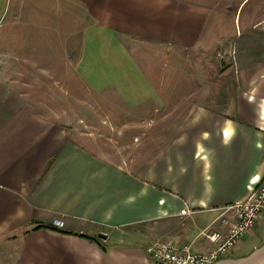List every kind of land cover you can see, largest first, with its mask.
I'll list each match as a JSON object with an SVG mask.
<instances>
[{
    "label": "crops",
    "instance_id": "1",
    "mask_svg": "<svg viewBox=\"0 0 264 264\" xmlns=\"http://www.w3.org/2000/svg\"><path fill=\"white\" fill-rule=\"evenodd\" d=\"M7 1L0 0V21ZM45 1L46 15L59 10V18H69L77 6L90 19L79 38L80 80L64 84L74 98L62 99L73 112L56 111L50 105L59 84L24 81L23 74L39 68L19 62L22 51L0 45V264H165L145 251L159 239L211 250L204 232L225 234L235 216L229 206L264 181V73L246 92L212 97L177 116L152 157L149 121L167 113H149L140 127L135 122L145 113L87 112V90L101 95L95 101L101 109L116 100L129 109H161L167 86L154 65L168 46L198 45L209 5ZM16 2L19 8L22 0ZM8 56L14 63H6ZM40 88L51 92L40 95ZM39 223L56 229H32ZM214 264H264V214Z\"/></svg>",
    "mask_w": 264,
    "mask_h": 264
},
{
    "label": "rangeland",
    "instance_id": "2",
    "mask_svg": "<svg viewBox=\"0 0 264 264\" xmlns=\"http://www.w3.org/2000/svg\"><path fill=\"white\" fill-rule=\"evenodd\" d=\"M16 1L8 0L4 3L5 11L0 21L1 48L7 53H13L14 48L22 51L23 56L19 58V62L39 68L36 73L23 74L24 81L36 80L40 87L50 81L59 84L54 90L56 104L50 105L59 111L61 107H68L63 97L69 95L74 98L72 93H66L68 90L64 84L80 80L75 73L79 38L84 28L83 21L90 19L81 17L84 13L75 3H72V6L77 8L71 9L69 18L67 14H61L59 18L58 10L54 19L53 15L45 14V0H22L19 8ZM202 1L209 5L210 16L198 45L181 49L168 46L163 51L166 56L154 65L156 79L159 80V77L164 75L167 86L162 90L166 103L161 109L154 110L148 104L129 109L116 99L113 108L102 106L101 109L95 105L96 99L101 95L87 90V112L99 110L145 113L140 116L141 120L135 123L142 127L150 122L152 157L174 132L178 123L177 116H181L197 103L207 105L212 102V97H235L239 90L246 92L251 83L264 73V0ZM2 10L0 4V13ZM31 54L33 56H30ZM43 54L47 57H43ZM137 54L138 52L135 56ZM221 59L224 61L223 65ZM5 60L6 63L15 61L9 56ZM42 68H48V71H43ZM48 92H51V89L39 90L40 95ZM60 100L61 103H57ZM68 108L73 112V106L69 105ZM152 112L167 114L148 122L147 119L151 115L149 113Z\"/></svg>",
    "mask_w": 264,
    "mask_h": 264
},
{
    "label": "built area",
    "instance_id": "3",
    "mask_svg": "<svg viewBox=\"0 0 264 264\" xmlns=\"http://www.w3.org/2000/svg\"><path fill=\"white\" fill-rule=\"evenodd\" d=\"M234 209V221L228 231L222 234L219 231L204 232L214 247L205 252H195L190 244H179L171 239L155 240L146 246L147 255L165 264H214L226 254L264 214V181H262L246 199L237 201L229 206ZM56 225H62L60 219Z\"/></svg>",
    "mask_w": 264,
    "mask_h": 264
},
{
    "label": "trees",
    "instance_id": "4",
    "mask_svg": "<svg viewBox=\"0 0 264 264\" xmlns=\"http://www.w3.org/2000/svg\"><path fill=\"white\" fill-rule=\"evenodd\" d=\"M42 227H47V228H54L56 229V227L54 225H51V224H43V223H39L37 225H35L32 229H39V228H42ZM97 240H100V238H96Z\"/></svg>",
    "mask_w": 264,
    "mask_h": 264
},
{
    "label": "water",
    "instance_id": "5",
    "mask_svg": "<svg viewBox=\"0 0 264 264\" xmlns=\"http://www.w3.org/2000/svg\"><path fill=\"white\" fill-rule=\"evenodd\" d=\"M224 64V61H223V59H221V65H223ZM99 237H106V235L105 234H103V233H99Z\"/></svg>",
    "mask_w": 264,
    "mask_h": 264
}]
</instances>
